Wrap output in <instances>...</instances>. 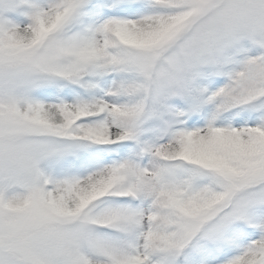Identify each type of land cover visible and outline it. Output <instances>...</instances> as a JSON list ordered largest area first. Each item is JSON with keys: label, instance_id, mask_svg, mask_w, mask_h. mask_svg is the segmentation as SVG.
<instances>
[{"label": "snow or ice", "instance_id": "snow-or-ice-1", "mask_svg": "<svg viewBox=\"0 0 264 264\" xmlns=\"http://www.w3.org/2000/svg\"><path fill=\"white\" fill-rule=\"evenodd\" d=\"M0 264H264V0H0Z\"/></svg>", "mask_w": 264, "mask_h": 264}]
</instances>
